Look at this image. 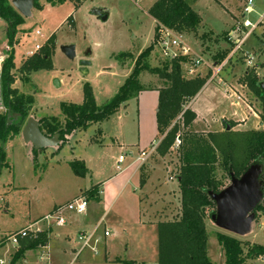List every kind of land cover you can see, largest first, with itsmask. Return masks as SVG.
I'll return each instance as SVG.
<instances>
[{
  "label": "rangeland",
  "instance_id": "rangeland-1",
  "mask_svg": "<svg viewBox=\"0 0 264 264\" xmlns=\"http://www.w3.org/2000/svg\"><path fill=\"white\" fill-rule=\"evenodd\" d=\"M9 1L11 3L12 0ZM154 1L67 0L52 6L39 0L38 6L32 8L30 17H22L21 25L14 31L0 20V64L8 54L13 55L15 81L12 88L33 98L30 118L38 121L42 117H55L63 122L61 103L81 104L85 84L90 86L96 106H103L123 85L133 67V60L149 45H153L148 58L149 67L161 65L164 60L154 42V23L147 14ZM185 1L199 15L200 24L194 32L184 34V40L193 55L202 59V64L185 77L200 74L201 78L207 77V80L198 94L184 104L183 109H192L203 118L210 119L212 129L221 128L222 120L232 122L235 125L233 130L237 131L260 129V104L247 87L245 76L247 72L250 75L253 73L259 83H264V21L258 24L236 51L228 33L234 31L241 22L247 0ZM253 4L255 12L248 18L255 22L264 11V0H253ZM233 35L240 39L243 33L238 30ZM50 38H53L54 45L50 56L51 69L33 72L27 76L29 80L24 81L26 74L20 72L19 66L28 59L26 53L33 50L35 45L42 47ZM70 48L73 49L74 57L67 55ZM120 53L129 54L132 58L124 56L116 60L115 57ZM222 57L220 64L225 63L223 68L216 77L208 81L213 74L212 66L218 65L219 58ZM82 61L88 64L82 66ZM248 61L251 63L248 64ZM189 66L191 67H186L187 72ZM140 82L144 86H162L155 75L147 72L141 74ZM234 93L241 97L238 105L237 97L232 95ZM148 95L143 96V99H149ZM128 102L129 114L126 117L123 108H120L118 114L108 120L92 124L84 131H74L54 146L34 150L31 144L23 141L21 134L2 145L7 165L0 169V262L9 264L19 248L9 242L12 235L29 229H44L40 231L48 232L44 217L53 206L65 205L82 197L81 195L86 199L84 192L91 185L104 182L118 173L119 156L126 155L129 151L133 153L124 141L134 140L139 127L136 100ZM3 107L0 100L1 112L4 111ZM180 119L181 115L176 121L181 128ZM141 124V133L142 127L144 135L150 132V119L144 123L140 119ZM118 134L124 141L117 139ZM160 141L161 136H156L154 152L138 171L137 179L146 184L147 190L139 194L144 201L142 212L148 207L147 204L159 201L161 191L166 190L164 188H177L174 178L177 154L171 147L165 155H161L157 151ZM74 160L84 163L89 172L86 177L80 178L73 174L70 163ZM216 176L222 178L226 186L229 185L219 167ZM173 199L168 196L166 200ZM205 225L209 235L211 260L215 264H225L215 238L217 233L232 236L248 245H264V218L258 212L255 213L250 232L245 236L223 231L211 219H206ZM65 231L68 234H63V229L54 226L49 238L54 237V234H60V237L67 235L71 239L69 245L78 250L81 243L77 231L68 228ZM64 242L68 241L51 238V251L65 245ZM37 250L25 251L14 264H22L23 259L30 264H46L43 261L46 258L41 260ZM86 252L87 249H84L82 255ZM260 257L244 264H264ZM79 259L71 264H79ZM123 259L118 258L117 262H133Z\"/></svg>",
  "mask_w": 264,
  "mask_h": 264
},
{
  "label": "trees",
  "instance_id": "trees-1",
  "mask_svg": "<svg viewBox=\"0 0 264 264\" xmlns=\"http://www.w3.org/2000/svg\"><path fill=\"white\" fill-rule=\"evenodd\" d=\"M35 0L33 7L38 6ZM54 6L67 0H44ZM81 2L83 0H75ZM147 14L154 20V42L158 30L166 28L179 34L191 33L200 24L199 15L193 11L185 0H156L148 8ZM0 20L14 31L22 23V16L12 7L9 0H0ZM9 30V31H10ZM12 37V36H11ZM53 38H50L39 50L40 52L23 61L19 67L25 73L24 81L29 74L39 70L51 69L50 56L53 51ZM153 50L149 45L133 60V67L112 99L103 106H96L91 88L83 86L81 104L61 103L60 109L64 118L59 122L55 117H42L38 120L40 131L46 137L58 135L62 142L74 131H84L90 125L108 120L119 107L130 99H134L144 90L158 92L156 109V128L161 141L157 151L165 155L174 146L176 138L180 144L177 154V167L174 178L178 187L179 216L169 222L157 226V264H215L208 256V238L205 220L215 213V203L209 193H218L226 184L216 176L219 167L230 181V176L239 178L249 167L257 165L260 169L258 182L262 199L254 213L264 218V96L258 79L253 73H246V85L259 102L260 129L237 131L233 130L232 122H224L222 131L199 133L192 132L190 126L196 115L190 109H183L186 102L193 99L206 83L200 75L188 76L186 67L190 60L186 57L163 59L158 67H149L148 58ZM132 58L129 54L120 53L115 59ZM218 65L222 58H219ZM14 58L8 54L1 64L0 97L5 108L0 112V169L6 166V155L2 145L6 141L21 134L33 105L31 96L19 93L12 88L15 81ZM143 72L155 75L162 86H144L140 82ZM8 108L10 121L5 128ZM181 115L182 127L177 117ZM229 126V130H226ZM183 128V129H182ZM182 129V132H181ZM70 167L75 176L84 178L88 169L81 161L74 160ZM87 200L98 201V188L91 187L84 192ZM47 231L37 232L34 236L19 241V248L9 264H14L27 250H37L47 243ZM220 246L225 264H244L248 260L264 256V245H248L242 241L223 234L215 235ZM245 246V249L243 248ZM126 262V261H124ZM126 264H134L127 262Z\"/></svg>",
  "mask_w": 264,
  "mask_h": 264
},
{
  "label": "crops",
  "instance_id": "crops-1",
  "mask_svg": "<svg viewBox=\"0 0 264 264\" xmlns=\"http://www.w3.org/2000/svg\"><path fill=\"white\" fill-rule=\"evenodd\" d=\"M152 21L155 27V22L153 19ZM146 94H149L150 100L148 98L143 99V96ZM134 100H136L137 122L139 126L136 138L131 142L122 140L124 138L120 137V134H118L117 138L119 141H124L129 150H133V153L129 151L128 154H123L124 160L121 164H118L117 161L118 173L104 182L96 183L89 187L94 186L98 188V201L87 202L84 214L74 215L73 213L66 212L63 215L65 223L62 226L57 227L54 224L55 222L47 226L49 229L46 244L50 259L48 260V264H71L79 258V264H121L117 262L118 258L121 260H124L123 258L132 260L136 264H157V226L159 223L177 219L180 212L178 203L179 193L178 187L175 190L164 188L166 190L161 191L159 201L147 204L148 207L145 210L143 209V212L141 210L144 201L139 194L147 190L145 187L146 184L141 183L137 179L138 171L141 168L138 157L139 153L144 150L146 151L147 147L149 145L151 146L154 143L155 137L158 136V132L155 133L157 131L155 114L158 104V92L153 89L144 90ZM128 101L119 107V109L123 108L124 117L129 114L127 111L129 106ZM119 109L114 113L115 115L118 114ZM191 111L196 115L195 120L190 126L192 132L208 133L211 130L222 131L224 120H222L223 126L221 128L212 129V121L210 119L203 118L197 111L192 109ZM140 119L142 123L150 119L152 128L150 127V132H146L145 135L143 127L141 133L142 124L140 125ZM154 127L155 131H153ZM134 150H137V152L135 153ZM122 165L123 168H120ZM81 196L78 198H83V195ZM168 196L174 198L173 201H167ZM56 207L53 206L48 214ZM54 226L63 229V234H68L65 231L67 228L75 229L77 235L80 232H94V241L91 243V249L86 248L87 252L84 255H82V250L76 256L78 250H75L76 248L74 246L69 245L71 244L70 237L67 235L60 237V234H54V237L51 238L56 240L63 239L68 242H64L65 245H61L59 249L55 248L51 251V238H49V235ZM262 226V223H260L261 228ZM105 230L109 232L108 236L103 235V231ZM221 254L223 255L222 250ZM208 256L211 259L212 254L209 242ZM22 264L30 263L28 260L23 259Z\"/></svg>",
  "mask_w": 264,
  "mask_h": 264
},
{
  "label": "water",
  "instance_id": "water-1",
  "mask_svg": "<svg viewBox=\"0 0 264 264\" xmlns=\"http://www.w3.org/2000/svg\"><path fill=\"white\" fill-rule=\"evenodd\" d=\"M35 0H12V7L24 18L30 17ZM68 57H74L73 49L67 50ZM88 63L82 61L81 65ZM264 96V83H259ZM10 121V109L6 115L5 128ZM226 126V130H229ZM25 143L31 144L34 150L54 146L58 143V135L46 137L39 128L38 121L27 119L21 131ZM259 167H249L239 178L230 176L229 185L218 193H209L215 203V213L211 215L212 223L219 229L236 236H245L250 232V226L255 219L254 210L262 199L258 182Z\"/></svg>",
  "mask_w": 264,
  "mask_h": 264
},
{
  "label": "built area",
  "instance_id": "built-area-1",
  "mask_svg": "<svg viewBox=\"0 0 264 264\" xmlns=\"http://www.w3.org/2000/svg\"><path fill=\"white\" fill-rule=\"evenodd\" d=\"M254 12L255 10H254L253 0H247L243 8L241 22L235 28L234 31L228 33V38L229 40L233 41L236 51L241 47L244 41L253 33V30L258 26V24L264 21V11L262 14L258 16L255 22L251 21L248 18V16ZM238 30H240L243 33V36L240 39L235 38L233 35ZM156 44L159 47L160 55L163 59L171 60V59H176L178 57L188 58L190 60V64L188 65H191V67L189 66V70L187 72L188 74H191L194 69H196L198 66L202 64V59H200L198 56L196 57L193 55L194 54L193 51L190 50V48L186 45L184 40V35L182 34L176 33L166 28H161L158 30L157 33ZM40 49L41 46L35 45L33 50H30L26 53V58H30L33 55L37 54ZM250 63L251 61H248V64ZM223 64L225 63H222V65L220 64V65L212 66L213 74L208 81L212 80L214 77L218 75V73L221 71V69L224 66ZM232 95L237 97L236 104L238 105V101H241V97H238L235 93ZM179 144H180V140L179 138H176L175 144L173 146V150L177 149ZM155 147H156L155 143H152L148 150L146 151L144 150L139 153L138 162L140 166H142L146 162L148 157L151 155V153L154 152ZM123 160H124V155H120L118 158V164H121ZM86 207H87V201L84 198H76L66 203L65 205L55 208L50 214L44 217V220L46 221L47 226H49L51 224L50 221L53 220L55 222V225L59 227L65 223L63 217L64 213L69 212L77 215H82L85 213ZM37 232H40V230L29 229L28 231L26 230L19 231L15 235H12L9 238V242L14 246H18L20 240L27 238L30 234L31 235L33 234L34 236ZM103 235L108 236L109 232L105 230L103 231ZM77 236L81 244H80V248L76 252V256H78L79 253L86 248L91 249V243L92 241H94V232L92 233L80 232ZM37 251H39L41 260L46 258V260L43 261H46L47 264L49 260L47 244L40 246ZM260 259L264 261V256L263 257L261 256ZM0 264L3 263L0 262Z\"/></svg>",
  "mask_w": 264,
  "mask_h": 264
},
{
  "label": "flooded vegetation",
  "instance_id": "flooded-vegetation-1",
  "mask_svg": "<svg viewBox=\"0 0 264 264\" xmlns=\"http://www.w3.org/2000/svg\"><path fill=\"white\" fill-rule=\"evenodd\" d=\"M2 62L3 61H1V64H2ZM1 64H0V72H1ZM20 67V66H19ZM0 100H1V97H0ZM1 105L3 106V104H2V101H1ZM4 108V107H3ZM4 111H5V108H4ZM4 111H2V112H4ZM1 112V111H0ZM6 122V121H5Z\"/></svg>",
  "mask_w": 264,
  "mask_h": 264
}]
</instances>
